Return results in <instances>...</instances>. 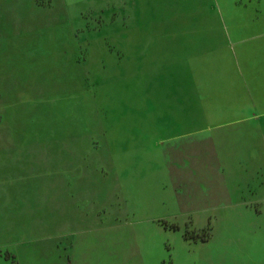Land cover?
Here are the masks:
<instances>
[{
    "label": "rangeland",
    "instance_id": "rangeland-1",
    "mask_svg": "<svg viewBox=\"0 0 264 264\" xmlns=\"http://www.w3.org/2000/svg\"><path fill=\"white\" fill-rule=\"evenodd\" d=\"M261 167L264 0H0V264H264Z\"/></svg>",
    "mask_w": 264,
    "mask_h": 264
},
{
    "label": "crops",
    "instance_id": "crops-1",
    "mask_svg": "<svg viewBox=\"0 0 264 264\" xmlns=\"http://www.w3.org/2000/svg\"><path fill=\"white\" fill-rule=\"evenodd\" d=\"M262 172V173H261ZM260 174L262 177V182L259 184V194H258V199L259 201L263 202L264 201V167H261ZM246 190H244V193ZM242 194V193H240ZM249 194V192H248ZM264 206V202L262 204ZM264 208V207H262ZM262 214V211L260 212ZM260 214V215H261ZM213 242V241H212ZM202 245L204 244H210L211 243V238L206 240V241H201ZM121 243H109V242H100L97 243L95 246L96 248H102L103 250H99L97 253L98 255L95 256H80L76 257L75 255H70L66 258L64 261L65 264H143L142 258L140 257V260L133 261L134 258L139 259L140 251L139 248L136 247L135 250L137 251L132 254L127 253L126 257H120V252L119 250H116V247H120ZM216 246L218 248V253L213 252L216 254V257L219 256L220 261L225 264H235L234 257L237 256V252L234 250L236 248V245L238 247H243L242 243L236 242V241H229V240H224L220 242H215ZM236 244V245H235ZM263 242L260 244L262 246ZM99 246V247H98ZM264 247V245L262 246ZM204 247H202V252ZM202 260V259H200ZM224 260V262H223ZM141 261V263H140ZM243 262H238V264H242ZM202 264V263H201ZM244 264V263H243Z\"/></svg>",
    "mask_w": 264,
    "mask_h": 264
}]
</instances>
